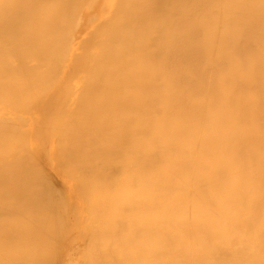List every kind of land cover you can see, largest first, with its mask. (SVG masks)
Here are the masks:
<instances>
[{
	"label": "bare ground",
	"instance_id": "obj_1",
	"mask_svg": "<svg viewBox=\"0 0 264 264\" xmlns=\"http://www.w3.org/2000/svg\"><path fill=\"white\" fill-rule=\"evenodd\" d=\"M0 264H264V0H0Z\"/></svg>",
	"mask_w": 264,
	"mask_h": 264
}]
</instances>
